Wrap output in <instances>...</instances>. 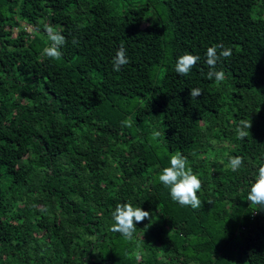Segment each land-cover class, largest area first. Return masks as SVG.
Listing matches in <instances>:
<instances>
[{"label": "trees", "instance_id": "obj_1", "mask_svg": "<svg viewBox=\"0 0 264 264\" xmlns=\"http://www.w3.org/2000/svg\"><path fill=\"white\" fill-rule=\"evenodd\" d=\"M48 24L67 41L59 60L42 55ZM121 44L130 62L114 72ZM217 44L232 50L219 85L205 63ZM185 53L201 59L179 76ZM177 152L199 209L158 180ZM261 163L264 0H0V264H264V211L247 200ZM118 203L157 220L126 240L110 230Z\"/></svg>", "mask_w": 264, "mask_h": 264}, {"label": "clouds", "instance_id": "obj_2", "mask_svg": "<svg viewBox=\"0 0 264 264\" xmlns=\"http://www.w3.org/2000/svg\"><path fill=\"white\" fill-rule=\"evenodd\" d=\"M45 33L50 42L49 46L43 48L42 55L49 59L59 60L62 57L60 49L67 43L65 37L51 24L45 25ZM73 45H78L79 41L76 37L72 39ZM232 56L231 48H225L223 45H213L206 50L205 63L208 66L207 79L219 85L226 76L223 70H217V63L222 60H227ZM200 56L185 53L177 58L175 72L179 76H187L192 69L200 61ZM126 49L123 44L120 45L112 59L113 71L119 72L121 68L129 63ZM199 88L189 90V100H195L202 95ZM123 127L130 128L132 125L128 120L122 122ZM252 127V121L240 120L238 127L235 129L236 138L244 140L249 134ZM158 137L160 134H154ZM244 164V159L241 156L229 157L228 167L237 172ZM159 182L168 188L170 198L173 202L180 206H190L193 210L201 207V200L197 193L202 189V181L194 174L189 166V161L182 153L171 154L170 166L161 170L158 176ZM247 200L250 205H255L264 211V163L257 169V174L254 182L251 184L247 195ZM111 218L114 221L110 230L119 233L126 240H132L134 233L137 231L136 224L143 222L145 219L149 223L142 230H148L157 220L156 216L142 210L141 207H134L131 203H118L114 211L111 212ZM155 218V222H154Z\"/></svg>", "mask_w": 264, "mask_h": 264}, {"label": "rangeland", "instance_id": "obj_3", "mask_svg": "<svg viewBox=\"0 0 264 264\" xmlns=\"http://www.w3.org/2000/svg\"><path fill=\"white\" fill-rule=\"evenodd\" d=\"M143 0H123V3H125L126 5H137L142 3ZM116 103L119 106H122V109H128L129 111H133L134 109H132L131 107H128L127 104H125V101L122 99H117ZM148 130L153 134V137L155 138V141H157L158 143H162L160 141V139H162V123H161V119L160 116L158 115H152L151 119L148 121ZM159 133L160 135L158 137H156L154 134L155 133ZM190 264H194V263H190Z\"/></svg>", "mask_w": 264, "mask_h": 264}]
</instances>
